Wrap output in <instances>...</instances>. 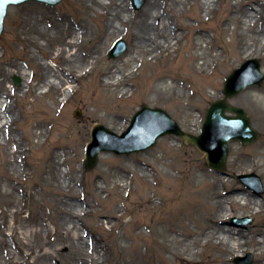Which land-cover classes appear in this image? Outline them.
Listing matches in <instances>:
<instances>
[{
    "label": "rangeland",
    "instance_id": "rangeland-1",
    "mask_svg": "<svg viewBox=\"0 0 264 264\" xmlns=\"http://www.w3.org/2000/svg\"><path fill=\"white\" fill-rule=\"evenodd\" d=\"M122 1L128 4V12L133 16V20L125 32L110 35V40L107 39V42L100 47L102 60L97 66V68L109 66L111 70L117 68L124 70L125 76L134 86V105L128 112L126 124L120 131L116 130L120 125L114 116L105 117L106 111H102L100 116L94 117L89 111L90 107L86 108L82 103H78L76 97L64 104L62 103L63 97L59 96L60 102L55 103L53 96L46 93L48 88L39 83L40 77L38 75L32 77V67L26 64L29 59L23 50L24 44L20 40L21 32L17 28L18 18L23 13H30L34 9L48 16L56 15L59 18H68L73 22H81L79 20L81 17L83 22L89 24L87 25L88 32L83 49L90 50L91 44L87 40L94 42V45L99 41L102 34L101 20L96 17V13L88 11L86 14L84 12L81 14L83 8L72 0H62L56 5L29 1L9 7L5 29L0 38V61L8 59L20 62L24 65V72L26 73L25 77L19 73L8 74L5 80L10 90L14 85L17 93H19L17 100L13 97L11 99L12 106L18 114V120L11 125L15 130V136L18 139L20 137L23 139L25 153L24 158H21V163L25 168L11 172L7 169L8 172H6V161L12 157L6 154L4 145L0 146V221L4 224L13 225L19 236L20 246L23 247L22 252L27 251L30 254L28 256L20 255L18 245L13 244L14 241L9 235L7 242L13 256L8 258L4 251H0V264H82L81 257L84 256L82 250L87 255L84 256L87 258L86 264H124L122 236L126 228V221L130 215L131 218L133 216L129 228H135L136 225L145 220V217L134 208L131 210V214L120 216L128 192L122 185L126 181L123 178L126 156H130L133 162L139 161L148 164L153 174L151 178L154 180L159 171H164L160 169L163 162L174 160L177 165L175 166L176 169H182L184 172L189 171V169L191 171L193 167H198L206 172L225 174L233 167V159L236 160L237 155H241L237 162L246 158L250 160L251 164L246 168H241L240 165L237 166L238 168L235 167L234 174L228 175L231 179L230 182L221 185L225 204L228 205L227 198L230 195L245 190L250 195L251 201H254L255 198L264 200V171L262 167L252 169L254 161L261 163L264 160L263 157H257L258 153L264 152V110H256L245 101V95L251 89H255L253 93L259 98L264 95V80L248 86L240 94L228 98L229 103L246 110L252 120L253 127L259 132V137L252 143L246 144L238 139L231 140L224 169L211 168L205 152L176 134H168L158 138L155 145L146 150L124 154H118L114 151H100L97 165L94 168H86L87 149L93 141V130L96 125L102 124L118 134H123L131 125L134 113L143 105H148L167 111L185 131L200 134L211 103L225 98V81L235 68L248 59L258 58L261 63V71L264 74V53L261 57L256 52L241 57L236 55V43H241L242 38L247 37L246 42L250 44L253 33L252 31L241 33L239 31L241 29L236 28V24L227 19L228 12L224 10V6L230 0H218L217 8L208 17L204 16L203 11L197 9L196 3L199 0H187L185 5L167 1V3L172 4L175 14L181 13L183 17L188 18L187 21L191 22V25L188 30L179 31L182 33V39L175 52L178 63L172 68L173 85L170 84L171 88L164 92L160 90L148 93V83L140 74L141 72L145 73L143 69L147 65L145 62L147 57L143 55L144 60L127 61L125 64H122L121 61L126 60L127 53L134 50L128 30L137 24L140 11L149 0H146L140 9L134 7L132 0ZM158 1L160 4L166 2V0ZM237 1L234 0V2ZM251 4L258 9L255 12L256 16L260 18L261 24H264V0H253ZM175 20L177 19L173 18L174 22ZM198 27L206 29V37L212 40L211 43L207 44L203 41L201 45L197 44L195 29ZM76 29L79 30V26ZM119 39H124L127 42V50L119 56L111 57V48ZM221 50H223V54L219 59L217 54ZM225 58L229 67L221 77L215 75L216 71L210 74H207L206 71L204 73L198 71L202 64L207 61L211 72L217 62ZM43 60L49 61L47 58H43ZM138 63L139 67L137 68L135 65ZM2 65L3 63L0 62V68ZM98 71L97 69L89 77L74 80L75 84L81 85L82 93L87 85L93 84L92 81L98 77ZM17 78L19 79L18 82L16 81ZM28 81L33 86L34 92L32 89L27 91ZM171 81L172 79L168 80V83ZM181 85L185 86L184 94L179 92ZM121 88L122 86L117 88L118 93ZM204 91H207V94H204ZM129 99L131 98H122L119 103L126 104ZM97 103H104V101L100 102L99 100ZM55 109L66 114L65 118L82 129V134L80 136L73 135L72 132L62 129V126L54 129L51 124L53 125L56 121L55 115L58 114L55 113ZM42 123L43 127L41 126ZM44 128L50 129L49 133L46 136H39V131ZM111 144L119 146L122 144V140L115 138L111 140ZM235 146L238 147L237 152L234 151ZM64 153L79 160L70 166L60 163V167H57L53 160H50V157L54 155L61 160ZM26 161L28 164L25 166L24 162ZM59 169L68 172L69 176L73 173L75 179L70 182L67 178L68 182H63V180L60 182L56 176ZM173 173L181 174V171L173 170ZM248 173H256L260 177L263 183L262 192L243 182L241 175ZM203 179L197 180L196 186L193 187H188V176L168 182L170 186L181 183V190L187 195L182 194V192L176 196L173 191L162 185L161 179L159 185L149 186L148 192L152 194L154 200L161 203L158 206L159 210L177 216V212L181 208L180 205L189 204V201L196 198L195 191H201L200 189L205 188V186L208 187L207 182ZM156 181L158 182L157 179ZM135 186L140 188V194H145L143 191L148 187L142 180H137ZM107 194L108 197L106 198ZM132 196L136 197L137 194L133 193ZM75 205L82 209L78 213L83 212V214H77L73 217L77 223V228L68 234L69 222L62 225L60 220L68 218L65 215L70 213ZM237 209L236 214L225 221L226 225L238 227L241 231L246 232V236L254 240L257 237L262 238L258 236L259 233H263L264 238V204L257 213L250 206L238 207ZM205 214L208 216L209 212L205 211ZM246 217H250L251 221L245 223L239 221ZM175 226L177 231L182 233L187 228L199 230V225L195 219L190 217H186L183 223L176 220ZM6 227V225L3 226V228ZM77 232H80L85 242L82 250L78 244L79 241L75 238ZM174 236H178V234L175 233ZM203 238L200 236V239ZM14 240L16 239L14 238ZM251 243L249 241L248 245L244 246L245 250L241 254L236 253L228 258L229 261L232 264H241L236 261V258L238 256L247 258L248 254L251 253L253 258L248 264H256L259 256L257 249ZM173 245L175 252L179 250L189 254L193 249V239ZM145 248L143 245V250ZM256 248H261V245H257ZM96 249L106 255L104 261H91L90 254L96 253ZM197 250L199 255L196 258L198 261L196 264H207L209 255L212 253L221 255L213 250L210 245L202 244L197 247ZM174 261V264H179L173 258Z\"/></svg>",
    "mask_w": 264,
    "mask_h": 264
},
{
    "label": "bare ground",
    "instance_id": "bare-ground-1",
    "mask_svg": "<svg viewBox=\"0 0 264 264\" xmlns=\"http://www.w3.org/2000/svg\"><path fill=\"white\" fill-rule=\"evenodd\" d=\"M72 1L83 8L81 14L93 11L96 13V17H99L101 20L100 28L102 29L99 41L93 45L94 42L87 40L91 44L90 50L83 49L84 40L88 32V22H83L81 17L79 18L81 22H73V20L59 18L56 15L48 16L34 9L30 13H23L18 18L17 28L21 32L20 40L24 44L23 50L27 53V58L29 59L26 64L32 67V77L35 75L40 77L39 83L48 88L46 93L53 96L55 103L60 102L59 96L63 97L62 103L64 104L76 97L78 103H82L86 108L90 107L89 111L92 116L98 117L102 111H106L105 117L114 116L116 122L120 125L116 130L120 131L126 124L128 112H130L134 105V86L125 76L124 70L120 68L111 70L109 66L97 68V66L102 60L100 47L107 42V39L108 41L110 40V35L125 32L127 27L131 25L133 16L128 12V4L122 0ZM167 1L178 2L184 5L187 3V0H166L165 3L160 4L158 0H149L140 11L137 24L131 30H128V35L133 41L134 50L129 51L126 55V60L121 61L122 64H125L127 61H142L144 60L143 55L147 57L145 60L147 64L146 69H143L145 73L141 72L140 74L143 75V78L148 83V93L160 90L164 92L173 85L172 68L178 63L175 52L177 45L182 39V33L179 31H186L191 25V22L187 21L188 18L183 17L181 13L175 14L172 4L167 3ZM251 1L253 0H238L237 2L230 0L224 6V10L228 12L227 19L230 22H234L236 28L241 29L239 30L241 33L248 31H252L253 33L250 44L246 42L247 37H243L241 43H236V55L239 57L254 52L258 53L261 57L264 53V24H261L260 18L256 16L255 12L258 9L251 4ZM217 4L218 0H199L196 3L197 9L203 11L206 17L217 8ZM173 18L177 20L174 22ZM77 26H79V30L76 29ZM205 32L206 29L204 27L195 29L198 45H201L203 41L207 44L211 43L212 40L206 37ZM222 54L223 50L217 54L219 59ZM43 58H47L49 61H44ZM226 60L225 58L217 62L211 72L209 70V62L206 61L198 71L200 73L206 71L207 74L216 71L215 75L221 77L229 67ZM0 62L3 63L0 68V146L4 145L6 154L12 157L6 161V172H8L7 169L9 172L24 170L25 167L21 163L25 153L23 139L21 137L18 139L15 136V130L11 125L18 120V114H16L12 106L11 99L13 97L17 100L19 93H17L14 85H12V90H10L5 80L8 74L19 73L25 77L26 73L24 72V65L20 62L8 59L1 60ZM139 63L135 67L138 68ZM97 69L99 70L98 77L92 81V85H87L82 93L81 85L75 84L74 80L89 77ZM170 79L172 81L168 83ZM120 86L122 88L118 93L117 88ZM32 87L30 81H28L27 91L29 92L32 89V92H34ZM253 91L255 89H251L246 93L245 101L256 110L263 111L264 95L259 98ZM179 92L185 93L184 85L180 86ZM40 93L42 94L43 92ZM204 94H207V91H204ZM122 98L131 99L122 105L119 103V100ZM99 100L100 102L104 101V103L98 104ZM92 106L93 108H91ZM20 111L22 112V109ZM55 113H58L55 115L56 121H54L53 125L51 124V126H54V129L62 126V129L72 132L73 135L80 136L82 134V129L65 118L66 114L58 111V109H55ZM41 126L43 127V123ZM49 130L48 128H44L39 131L38 135L46 136ZM184 140L186 141V138ZM234 151L237 152L238 147L235 146ZM259 156L264 159V152L258 153L257 157ZM239 157L241 155H237L236 160L233 159V167L226 171L225 174L206 172L198 167H193L191 171L189 169V171L184 172L182 169H176L175 166L177 165L174 160L172 162H163L160 169L164 171L158 170L157 178L153 180L151 178L153 174L148 164H143L139 161L133 162L130 156H126L123 171V178L126 181L122 185L128 192L125 206L120 216L123 217L131 214V210L134 208L145 217V220L141 224L136 225L135 228H129V223L133 220V216L131 218L130 215L126 221V228L122 236L124 241V264H174L173 258L179 264H196L198 262L196 258L199 255L197 247L202 244L210 245L213 250L221 254H210L207 264H232L228 258L236 253L241 254L245 250L244 246L248 245L249 241L257 249L259 260L256 264H264L263 233L258 234L262 238L257 237L254 240L246 236L245 231H241L238 227L228 226L225 223L228 218L236 214L238 207L250 206L257 213L264 204V200H260L259 198L251 201L250 195L246 190L230 195L227 198L228 205L225 204V196L221 185L230 182L231 179L228 175L234 174L235 167H239L240 165L241 168H246L251 164L250 160L246 158L237 162ZM50 160H53L54 164L60 167V163L70 166L75 164L79 159L64 153L61 160L54 155L50 157ZM27 164V161L24 162L25 166ZM259 167H262L264 171V160L261 163L260 161L252 163L253 170ZM173 170L181 171V174L173 173ZM56 176L60 182L62 180L63 182H68L67 178L70 182L75 179L73 173L69 176L68 172L66 173L60 169L56 173ZM187 176L189 179L188 187L196 186L197 180L201 178H204L203 180L207 182L208 187L205 186V188L200 189L201 191H195L196 198L189 201V204L185 205L181 201L185 206L180 205L181 208L179 207L180 210L177 212V216H172L169 212L159 210L158 206L161 203H158L152 198V194H149V186L152 187L154 184L159 185L163 181L165 183L162 182V185H165L167 189H170L176 196H179V193L183 192L181 190V183L170 186L168 182L177 181ZM137 180H142L147 184L148 187L143 191L145 194H140V188L135 186ZM133 193H136L137 196L133 197ZM182 194L187 195L186 192ZM80 210L82 209L78 205H75L74 209L65 215L68 218L60 220V224L62 225L65 222H69L67 227L68 234L74 232V228H77V223L73 217L77 214L82 215L83 212L78 213ZM205 211L209 212L208 216H206ZM186 217L195 219L199 225L198 231L191 230L190 228H187L183 233L177 231L175 221L183 223ZM5 225L7 227L3 228ZM175 233L178 236H174ZM9 235L14 241L13 244L18 245L20 255L28 256L29 252H22L23 247L20 246L19 236L13 225L4 224L1 221L0 251H4L8 258L13 256L10 245L7 242ZM200 236L204 238L200 239ZM75 238L79 241L78 244L81 246V250L84 249L85 242L80 232L75 233ZM191 238L193 239V249L189 254L173 250L174 243L188 242ZM143 245L146 247L145 250H143ZM257 245H261V248H256ZM93 249L95 248L93 247ZM96 250V253L90 254L91 261H104L106 255L98 249ZM82 254L87 256L83 250ZM84 256L81 257L82 264H86L87 261V258ZM243 259L248 260L244 257Z\"/></svg>",
    "mask_w": 264,
    "mask_h": 264
},
{
    "label": "water",
    "instance_id": "water-1",
    "mask_svg": "<svg viewBox=\"0 0 264 264\" xmlns=\"http://www.w3.org/2000/svg\"><path fill=\"white\" fill-rule=\"evenodd\" d=\"M32 0H0V37L4 31V20L11 4H22ZM57 4L61 0H34ZM135 8L140 9L146 0H132ZM127 50V42L119 39L111 48L110 56L116 57ZM264 79L261 72L260 61L257 58L247 60L236 69L226 81L225 94L227 97L240 93L251 84H256ZM16 81H19L17 78ZM231 112L233 114H228ZM167 134H177L186 138L187 142L193 143L207 153L210 167L224 169L229 153V141L239 139L243 143L253 142L258 138V131L252 126L247 112L239 106H234L223 98L214 101L207 112L206 120L199 135L186 132L180 124L164 109L144 105L133 117L131 126L122 134H117L102 124L95 126L93 130V141L87 150L86 168H94L98 163L100 151H114L119 154L130 153L137 150H145L157 142V139ZM118 138L122 144L117 146L111 144V140ZM109 141V142H108ZM244 182L257 191H263L260 177L255 173L243 174ZM247 219L243 220L245 222ZM242 221V220H240ZM242 264H248V260L237 258Z\"/></svg>",
    "mask_w": 264,
    "mask_h": 264
}]
</instances>
